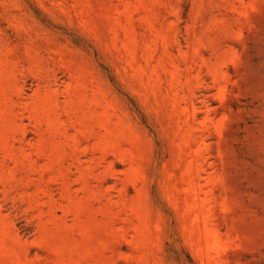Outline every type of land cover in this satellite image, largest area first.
Wrapping results in <instances>:
<instances>
[{
  "label": "rangeland",
  "instance_id": "rangeland-1",
  "mask_svg": "<svg viewBox=\"0 0 264 264\" xmlns=\"http://www.w3.org/2000/svg\"><path fill=\"white\" fill-rule=\"evenodd\" d=\"M0 264H264V0H0Z\"/></svg>",
  "mask_w": 264,
  "mask_h": 264
}]
</instances>
